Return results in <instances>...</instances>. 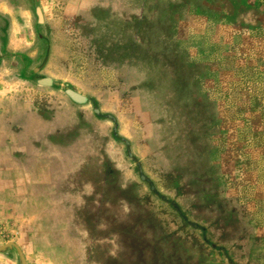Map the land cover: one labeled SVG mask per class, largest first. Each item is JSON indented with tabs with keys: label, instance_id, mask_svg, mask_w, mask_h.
I'll use <instances>...</instances> for the list:
<instances>
[{
	"label": "rangeland",
	"instance_id": "1",
	"mask_svg": "<svg viewBox=\"0 0 264 264\" xmlns=\"http://www.w3.org/2000/svg\"><path fill=\"white\" fill-rule=\"evenodd\" d=\"M78 1L53 0L34 59L55 84L32 66L0 84V245L27 264H264V198L240 196L264 146L261 8L237 25L203 16L219 0Z\"/></svg>",
	"mask_w": 264,
	"mask_h": 264
},
{
	"label": "crops",
	"instance_id": "2",
	"mask_svg": "<svg viewBox=\"0 0 264 264\" xmlns=\"http://www.w3.org/2000/svg\"><path fill=\"white\" fill-rule=\"evenodd\" d=\"M88 1L89 0L78 1L77 9L79 10L80 8L81 9L86 8L88 5ZM17 2H18V6L20 5L22 6V4H24L26 7L23 8L22 6V8L20 7V9H16L15 11H13V13H9L7 11V9L5 8V4H3L4 7L2 9V13L4 15L10 14L11 21L13 22L12 38L14 43V49L22 48L23 50L24 47L27 48L25 51L17 52L20 53V56L19 55L17 57L14 56L16 57L14 58V61H11V64H8L10 67H12L13 70H14L13 67L17 68V70L14 71L16 76H18L17 74L19 72L20 73L23 72L22 70L23 68L24 70L27 71L31 66L32 68L38 67V66H34L35 63L34 59L35 56H38L41 53V51L44 58H46L50 47V41L48 35L44 34V31L50 28L49 19L52 18V14L54 15L56 11V7L53 0H17ZM27 4L30 5V7ZM47 4L49 6L48 8H47ZM219 4L221 5L222 9L211 8L212 10H208L207 7H205V14L203 16H205L206 19H209L210 16L213 17L219 15L228 20H232L233 24L238 25V22H235L234 20L237 19L246 20L248 19L246 13L248 12L250 13V11H257L259 8H261L257 20L259 21L264 20V0H219ZM33 11H36L37 18L35 17ZM64 14L65 13H63L60 16V18ZM253 41L254 40H252V42ZM259 42H263V40H260ZM33 46H36L34 51L31 50V47ZM28 58H32V59L28 60ZM30 60H33V63H30L29 62ZM32 76L34 77V81H32V83L36 82V84L40 87L49 88L53 86L56 82L51 77L40 76V74L37 75L39 76L38 78L39 80H36L37 78L33 73ZM45 78L50 79L52 81V84L49 86L40 84V81ZM3 79H4V74L0 84H2ZM73 91L77 92L74 89ZM0 100H1V95H0ZM0 114L1 116H3V111H1ZM253 158H254L253 162H255L254 164L257 165V167L255 168L257 170L253 171V173H250L249 178L246 179L241 178L243 179L242 181H245L244 183L245 185L243 183H241L240 185V190H242L240 196L249 195V198L247 197L248 202L251 203L252 207L254 208L258 200L264 198V189H262L264 187L261 186L259 182V181H264V171L261 169L262 165H264V146L254 148ZM1 170L2 169L0 168V172H2ZM238 178L239 177H237V179ZM248 185H250V187H248ZM244 186L247 188L243 190Z\"/></svg>",
	"mask_w": 264,
	"mask_h": 264
},
{
	"label": "flooded vegetation",
	"instance_id": "3",
	"mask_svg": "<svg viewBox=\"0 0 264 264\" xmlns=\"http://www.w3.org/2000/svg\"><path fill=\"white\" fill-rule=\"evenodd\" d=\"M3 4H5V8L7 9L9 13H13V11H15L16 9H20V7L22 8V6L23 8L26 7L24 4H22V6L21 5L18 6L17 0H5V2L4 0H0V83L3 78L4 73L14 75L12 74L14 70L8 64H11V61H14V58H16L18 55L20 56V53H17V52H20V51L22 52L27 49L26 47H24L25 49L23 48V50L22 48L14 49V43H13V38H12L13 22L11 21L10 14L4 15L2 13V9L4 7ZM28 6L30 7V5ZM33 12H34L35 17L37 18L36 11H33ZM29 59H32V58H28V60ZM29 62L32 63L33 60H30ZM31 72L36 76L37 78L36 80H39L38 79L39 76L37 75L40 74V67H33L31 69ZM4 76H8V75H4Z\"/></svg>",
	"mask_w": 264,
	"mask_h": 264
},
{
	"label": "water",
	"instance_id": "4",
	"mask_svg": "<svg viewBox=\"0 0 264 264\" xmlns=\"http://www.w3.org/2000/svg\"><path fill=\"white\" fill-rule=\"evenodd\" d=\"M40 84L49 86L52 84V81L48 78H45V79L40 81ZM65 94L75 104L84 105V104H87L89 102V99L87 97L83 96L80 93L73 91L72 89H66ZM96 113H98L97 110H96ZM8 250H15L17 255H18L20 264H27L24 253H23L22 249L19 247V245H17L14 242H7L3 245H0V253H4Z\"/></svg>",
	"mask_w": 264,
	"mask_h": 264
},
{
	"label": "trees",
	"instance_id": "5",
	"mask_svg": "<svg viewBox=\"0 0 264 264\" xmlns=\"http://www.w3.org/2000/svg\"><path fill=\"white\" fill-rule=\"evenodd\" d=\"M205 8V7H204ZM208 10H212L211 8L210 9H208Z\"/></svg>",
	"mask_w": 264,
	"mask_h": 264
}]
</instances>
